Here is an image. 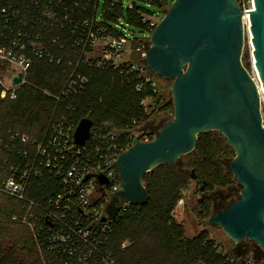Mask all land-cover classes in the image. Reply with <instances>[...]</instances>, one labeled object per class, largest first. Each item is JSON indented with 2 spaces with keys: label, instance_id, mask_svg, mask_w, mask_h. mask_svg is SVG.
<instances>
[{
  "label": "built area",
  "instance_id": "2783aa9c",
  "mask_svg": "<svg viewBox=\"0 0 264 264\" xmlns=\"http://www.w3.org/2000/svg\"><path fill=\"white\" fill-rule=\"evenodd\" d=\"M125 1L126 24L138 22L143 38H149L170 0H105L100 16L99 0L0 4V87L7 88L9 98L14 99L16 89L28 83L26 74L36 60L59 65L65 73L57 91L39 89L56 102V108L63 102L68 116L59 114L49 120L40 138L11 128L0 131V223L25 225L42 264H122L114 257L109 238L134 204L117 196L115 210L107 212L121 189L113 165L120 153L152 135L134 119L131 125L137 127L123 136L92 123L89 137L73 148L78 121L72 116V100L82 93L95 70L117 73L136 92H159L156 75L146 66L140 46L135 51L142 57L130 60L127 45L140 37L116 19L115 9L121 10ZM238 3L248 26L253 2ZM150 6L151 11L146 8ZM247 41L253 62L250 37ZM254 71L253 67L250 74L258 84ZM18 73L21 79L15 84ZM147 100L140 101L145 108ZM260 113L264 126V100H260ZM182 203L183 198H178L176 204ZM213 247L222 256L219 264H260L251 253L230 255L217 240Z\"/></svg>",
  "mask_w": 264,
  "mask_h": 264
},
{
  "label": "water",
  "instance_id": "95a60500",
  "mask_svg": "<svg viewBox=\"0 0 264 264\" xmlns=\"http://www.w3.org/2000/svg\"><path fill=\"white\" fill-rule=\"evenodd\" d=\"M252 2L247 28L238 0L172 1L149 37L144 62L156 76L171 79L173 117L152 139L137 141L118 155L113 167L121 189L107 212L115 210L117 196L143 204L148 196L142 182L146 172L177 162L194 149L198 134L218 130L235 152L227 166L240 191L207 221L221 227L237 249L241 240L248 239L264 251V126L259 93V87L264 91V0ZM247 32L258 84L242 63ZM20 79L18 73L13 82ZM92 123L88 117L78 121L73 148L89 137ZM204 185L205 180L199 190Z\"/></svg>",
  "mask_w": 264,
  "mask_h": 264
},
{
  "label": "trees",
  "instance_id": "16d2710c",
  "mask_svg": "<svg viewBox=\"0 0 264 264\" xmlns=\"http://www.w3.org/2000/svg\"><path fill=\"white\" fill-rule=\"evenodd\" d=\"M6 2H14V0H0V4ZM115 9V14L117 10ZM120 10V9H119ZM136 27H140L136 23ZM141 44L140 42L136 43ZM65 73L54 63H48L44 60H36L26 74L27 82L18 87L15 91L16 96L13 101L4 102L0 99V111L5 109L6 113L14 119L12 121L23 120L26 128L13 126L8 123L0 125V131L11 128L27 133L30 137L40 138L46 131L49 120L57 117L59 114L68 116V112L64 109L63 102L56 108V102L48 95L44 94L39 88H45L55 92L60 87ZM158 77V76H157ZM160 78V77H159ZM157 92L152 94L149 90L136 92L131 88L124 78L115 72H104L95 70L88 85L77 97L72 100L75 110L72 116L76 121L83 117L92 119L93 123L98 124L103 129H111L120 136L126 135L133 131L138 125L141 126L149 119L150 113L140 104L143 98L154 101V104L162 103L164 109L172 107V101H165V97ZM90 109V111H89ZM134 119L137 126L131 125L130 120ZM203 133L197 135L196 148L202 152V161L209 160L214 163L213 185L219 187L227 185L231 182L230 170L222 167L220 157H209L206 155L211 145L208 147L202 139ZM213 140L215 138L213 137ZM223 140L221 137L215 141L218 143ZM221 147L215 146L213 152H217ZM199 159V158H198ZM200 161V160H199ZM228 174V175H226ZM197 175L193 172L192 177ZM154 175L145 173L142 182L147 189V200L141 205H132L131 209L118 221L109 238V246L114 257L122 264H149L146 259L148 256L141 255L138 248L125 246L121 248L123 240L120 237L121 231L126 229L128 223L141 224H161L163 231V243L165 249L173 252L178 261L171 260L170 264H193L195 262H203V264H219L222 256L216 252L213 247L214 239L209 238L207 232L202 231L193 237H184L183 226L180 222H176L169 216V211L173 204L170 203L171 198L160 199L153 197L152 187L156 180ZM204 188L209 183L207 177ZM212 184V183H211ZM203 188V189H204ZM230 194L220 193L217 203L222 208L225 204L224 200ZM181 196L177 194L176 199ZM203 203L209 204V197H205ZM209 201V202H206ZM177 202V201H176ZM211 203V202H210ZM133 233H127L129 241H136ZM135 245V244H134ZM132 248V249H131ZM230 255L240 256L252 254L258 262L264 259V252L252 241L246 240L239 244V249L235 245L233 250L227 251ZM169 261V259H167ZM0 264H42L34 246L29 229L20 223L1 222L0 223ZM155 264H166L157 260Z\"/></svg>",
  "mask_w": 264,
  "mask_h": 264
},
{
  "label": "rangeland",
  "instance_id": "374dc122",
  "mask_svg": "<svg viewBox=\"0 0 264 264\" xmlns=\"http://www.w3.org/2000/svg\"><path fill=\"white\" fill-rule=\"evenodd\" d=\"M172 1L173 0H170L166 5V10L171 5ZM104 2L105 0H99L98 2L97 13L99 16L101 15L102 9L104 8ZM137 3L138 5L144 6L142 2ZM126 6L127 2L125 1L121 6V10H117L116 19L117 21L122 22L123 26L126 29L134 31L136 35L140 37L139 41H134V39H132V43L127 45V48H131V51L129 52L130 60L133 62H137L142 56L141 52L135 51V48L137 46H140V51L144 52L149 45V38H143L142 30H140L139 27L133 26L129 23L126 24V20L124 19ZM146 8H148L150 11L153 10L152 6ZM164 14L165 12L161 13V18L164 16ZM247 40L248 37H245L242 63L249 71V73H252L253 67L249 55ZM137 42H140L141 44L137 45ZM4 78L6 79L7 76H4ZM156 79L158 82V90L162 94L161 97H165V101H172L170 93V86L172 82L171 79H163L157 76ZM6 89L7 88L4 86L0 87V99H2L4 102L13 101L15 97L14 99L9 98ZM162 103L163 102L160 101V103L156 105L154 104V101H146V110L148 111V113H150V116L149 119L142 124V130L152 135V138L161 128V126L173 117V103L172 107H166L164 109L160 108ZM13 119L14 117L8 115L5 109L0 111V125L8 123L13 126L21 127L23 129L26 128L23 120L12 121ZM202 133V139L204 140L206 148L208 147V143L211 145L206 155L209 157H213V159L219 156L220 160L223 163L222 167L230 170L227 166V163L235 155L232 146L227 143V141L218 130H208ZM213 137L215 138V140H213ZM218 137H221L223 140L216 143L215 141L218 139ZM215 146L221 147V149L214 153L213 148ZM202 154L203 153L200 152L195 145L194 149L191 152L182 155L177 162L173 164H158L146 173L157 177L155 178L156 182L152 187L153 197H159L162 200L171 198L170 203H172L173 206L169 211V216L174 221L180 222L182 224L184 237L190 238L198 235L202 231H205L207 232L209 238L217 240L220 246H222L225 250L230 251L234 249L235 244L227 237L221 227L209 224L207 218L216 209L221 208L217 203V201H221L217 200L219 199L218 197L220 196V193L223 191L224 194H230L229 197L224 200L225 204L223 205V207H225L231 201L237 198L240 191V185L235 180L231 170L230 172L232 176H230L231 182L229 184L221 187L213 185L212 177L214 174V168L211 166V164L213 165L214 163H210L208 159H206V161H202ZM192 171L195 172V174L197 175L196 177H192ZM206 177L209 181V183H207L206 189L204 188L202 190H199V187L202 184L201 180L203 178L206 179ZM177 194H179L183 198V203L181 204V206L176 204V201L178 199H176ZM205 197L211 198V203L209 201H206L209 202L208 205L203 203L206 200ZM161 227L162 225L159 223H153L150 225L141 223H128L126 225V229H123L121 231L122 233L120 234V237L123 240L122 243H125L126 246H132L133 244L132 248H138L141 251V255L148 256L146 261L149 264H155L157 260H160L166 264H170L172 262L171 260H178L173 252H169L167 249H165L163 243L164 240L162 239L164 233L163 231H161ZM129 231L133 233V238L136 241H129V237H127V233ZM246 240H241V242H246ZM167 259H169V261ZM193 264H203V262L197 261Z\"/></svg>",
  "mask_w": 264,
  "mask_h": 264
},
{
  "label": "bare ground",
  "instance_id": "6f19581e",
  "mask_svg": "<svg viewBox=\"0 0 264 264\" xmlns=\"http://www.w3.org/2000/svg\"><path fill=\"white\" fill-rule=\"evenodd\" d=\"M247 28H248V26H247ZM247 37H251L250 33H248V32H247ZM252 61H253L252 63H253V67H254V59ZM254 69H255V67H254ZM255 72H256V70H255ZM256 76H257V72H256ZM255 79H256V77H255ZM259 89H260L259 93H260V96H261V100H264V91H262V89L260 87H259Z\"/></svg>",
  "mask_w": 264,
  "mask_h": 264
},
{
  "label": "flooded vegetation",
  "instance_id": "af4514ba",
  "mask_svg": "<svg viewBox=\"0 0 264 264\" xmlns=\"http://www.w3.org/2000/svg\"><path fill=\"white\" fill-rule=\"evenodd\" d=\"M215 200H216V199H215ZM217 200H219V199H217ZM217 200H216V201H217ZM243 240H246V239H243ZM247 240H248V239H247Z\"/></svg>",
  "mask_w": 264,
  "mask_h": 264
}]
</instances>
